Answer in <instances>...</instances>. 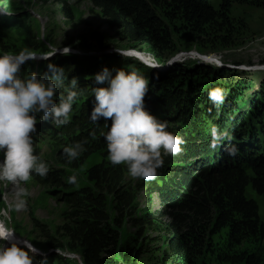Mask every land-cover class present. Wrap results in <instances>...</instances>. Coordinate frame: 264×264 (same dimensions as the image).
Instances as JSON below:
<instances>
[{
  "label": "trees",
  "instance_id": "16d2710c",
  "mask_svg": "<svg viewBox=\"0 0 264 264\" xmlns=\"http://www.w3.org/2000/svg\"><path fill=\"white\" fill-rule=\"evenodd\" d=\"M92 2L100 8L111 26L120 29L130 49L140 50V45H147L153 49V56L159 63L168 59L164 55L165 52L169 53L167 49L174 51L171 26L175 28L177 25H170L171 22L178 21L179 28L198 39L209 35L212 30L215 33L223 31L229 24V2L226 0H221L217 8L210 0ZM252 3L264 5V0H252ZM65 11L68 14L67 8ZM157 11L160 12L159 16ZM13 13L0 15V19H13L26 14ZM23 35L24 46L37 49L29 31H24ZM99 44L100 47H105ZM8 47L9 45L0 43V52H7ZM118 59V55L111 58L100 54L68 57L56 54L39 66L36 61L31 62L25 69L28 71L36 64L34 70L38 71L40 67L38 75L40 71L42 75L47 71L48 63L56 66L63 64L66 86L69 78H78L80 83L85 84L77 87L79 95L76 101L83 98L93 100L92 89L107 85L106 82L97 84L95 74L107 67L115 75V71L123 67ZM133 61L137 62L135 59ZM140 67L139 72L150 82L149 91L144 98L147 110L158 120L166 122L169 132L185 140L183 151L175 156L164 157L165 168L161 169L155 180L147 181L148 193L158 192L161 205L169 208L172 216L163 260L174 264H194L195 258L204 249L212 247V237L226 228L225 247L217 253L218 260L260 264L261 257L257 250L264 238V225L258 215L257 203L245 195V188L251 184L254 191L264 197V85L260 97H255L258 101L250 102L248 106L240 105L239 108L234 100L241 94L233 92L237 88L235 85L231 87L233 91L228 89L224 104L217 108L209 100L208 93L215 87L226 90L221 80H213L217 76L221 78V74L216 75L218 71L226 73L227 69L195 63L192 65L189 62H174L157 70H151L148 66ZM25 69L21 68V71L24 73ZM197 75L200 80L196 78ZM209 77H212L211 81H207V86L203 85L201 82ZM80 106L79 116L71 123H77L79 127L92 126L91 134H96L106 121L101 119L97 122L98 125H94L89 118L90 107H83L82 103ZM245 109L248 112H244ZM212 125L228 132L227 139L215 150L210 148L209 129ZM66 127L67 124L60 126L56 137L60 134L62 136ZM99 137L95 140L97 146H106L104 140L99 141ZM230 144L237 145L239 152L236 156L225 154V148ZM164 170L168 171L167 174L173 172V178L171 176L167 180ZM248 172H252V175L246 174ZM121 173V169L115 166L109 169L93 166L88 172L92 181L108 183L109 192L118 197L115 209L120 215L134 201L131 191L127 193L123 189ZM69 201L74 207L63 224V229L68 234L66 237H69L67 242L74 243V246L69 247L72 250L78 249L85 264H134L132 256H138V251L134 252L131 248L123 251L118 246L119 233L117 227L108 221L107 198L104 195L84 188L74 192ZM120 223L118 221L117 226ZM246 242L254 246L252 251L239 249ZM51 247L62 250L64 246L62 243H52ZM116 254H120V258ZM56 256L61 258L58 254ZM38 258L41 257L35 255L36 261L40 260Z\"/></svg>",
  "mask_w": 264,
  "mask_h": 264
},
{
  "label": "rangeland",
  "instance_id": "374dc122",
  "mask_svg": "<svg viewBox=\"0 0 264 264\" xmlns=\"http://www.w3.org/2000/svg\"><path fill=\"white\" fill-rule=\"evenodd\" d=\"M210 1L216 8L221 2V0ZM226 1L229 2V24L223 31L215 33L212 30L209 35L198 39L179 28L178 21L170 23V25L175 23L177 26H174L175 28L173 25L171 26L174 51L167 49L169 53H164L165 56H168L166 62L169 61L166 65L157 64L158 61L152 53L153 49L147 45H140V50L130 49L126 40L123 39L120 29L110 25V21L102 14L100 8L93 4L92 0H0L1 14H5V12L26 13L24 16L13 19H0V43L9 45L7 53L10 54L28 49L23 42L24 31L28 30L37 47V49H28L30 51L38 54L49 53V45H51V47H58L53 56L61 54L59 49L63 47H70L67 57L75 54H100L112 58V56L118 55V60L122 62L120 63L123 66L121 69L126 71L127 68L139 71L140 65L148 66L151 70L163 69L175 59L180 63L189 62L192 65L195 63V65H206L216 69L225 68L228 71L226 73L218 71L216 75L221 74V78L217 76V79L215 77L213 81L221 80V83L226 86V90H230L236 85L237 88H234V91L231 90L235 94H241L234 100L236 107L239 108L240 105L248 106L250 102L258 101L259 99L257 100L255 97H260L261 88L264 85V5L254 4L252 0ZM66 8L68 14L65 11ZM157 13L159 16L160 12L157 11ZM164 20L168 25V21ZM99 43L105 47H100ZM130 50L139 53L132 57L129 53H135ZM195 53L200 57L195 56ZM201 55L211 57L212 60L209 59V62H205L206 58H202ZM198 57L205 60H199ZM133 59L137 62H134ZM35 61L39 66L41 61L34 59L26 61L25 66L22 65L21 68L25 69L27 65L29 66L31 62ZM36 64H33L28 71L25 69L24 73L39 74L40 67L38 71L34 70ZM58 67L65 69L63 64ZM197 76L196 78L200 80L199 75ZM211 78L200 82L207 86ZM76 80L77 87L85 85L80 83L78 78ZM70 81L69 78L66 83ZM93 102L94 99L88 98L75 102L70 114V122L62 132V136L60 134L56 137L60 127H55L51 120L40 121L36 124L35 149L37 154L49 164L50 170L46 177L33 174L30 180L23 185L31 193L27 198V209L17 211L14 207L11 208L9 211L10 220L6 221L7 226L14 230L13 237L19 241V246L30 243L36 249L35 255L41 257L38 258L40 260H37V264H46L47 262L79 264L80 253L78 249L72 250L69 247L70 245L74 246V243L67 242L69 237H66L68 234L63 229V224L68 220V215L74 207L69 198L74 192L90 188L94 193L107 198L108 221L117 227L120 249L124 251L126 248H131L134 252L138 251V256H132L134 264H174L163 260L162 254L167 249V239L170 236L169 224L172 216L169 212L170 209L161 205L159 193L149 194L147 181L130 177L124 165L110 163L107 147L104 144L97 146L95 141L101 134L99 141L102 142L103 133L107 130L104 125L96 134H91L92 126L79 127L77 123H71L79 116L81 103L83 107H90L92 110ZM243 111L248 112L246 109ZM107 123L110 126L111 121L108 120ZM49 131H54L53 138L50 137ZM85 141L87 142L85 144L87 151L72 164H67L62 155L63 147ZM93 166L107 169L115 166L121 169L123 189L127 193L130 190L134 196L133 204L127 207L122 215L115 209L118 197L109 192L108 183L104 181L96 183L88 177L89 169ZM165 166L164 163L162 168L164 169ZM162 168L158 170L159 173ZM164 173H166V179L171 176L173 178V172L167 174L168 171L164 170ZM246 174L252 175V172ZM70 175L77 177L76 185L67 183V178ZM14 191V186L0 183V210L9 209V206L13 204ZM245 195L257 203L258 215L264 225V197L256 193L251 184L246 186ZM118 221H121L119 226L116 224ZM226 233L227 229L224 228L214 235L211 239L212 247L204 249L195 258L194 264H244L243 262L230 263L218 260L217 253L223 251L225 247ZM49 243H62L64 247L60 250L51 247ZM253 247L252 244L246 242L239 249L250 252ZM257 253L261 257L260 264H264V238ZM116 257L120 258V254H116Z\"/></svg>",
  "mask_w": 264,
  "mask_h": 264
},
{
  "label": "clouds",
  "instance_id": "9594fccd",
  "mask_svg": "<svg viewBox=\"0 0 264 264\" xmlns=\"http://www.w3.org/2000/svg\"><path fill=\"white\" fill-rule=\"evenodd\" d=\"M49 47L48 55L28 49L15 54L0 53V183L10 184L15 189L13 204L9 209L0 210V264H37L36 249L30 243L19 246L9 239L15 232L6 221L10 220L11 208L27 209L31 193L23 185L33 174L46 177L50 170L35 149L36 124L48 120L55 127L68 124L79 95L77 80L73 78L66 86L64 68L53 63L47 64V71L42 75L22 73L21 66L26 61L47 60L58 50V47ZM59 50L67 55L70 47ZM94 79L97 84L106 82L107 86L92 89L94 102L89 118L94 125L102 118L106 121L103 140L110 163L124 165L134 179L155 180L164 165V157L180 154L185 140L169 132L167 123L147 110L144 98L149 91V80L134 68L117 69L112 75L107 67L95 74ZM226 96V90L220 87L208 93L209 100L217 108L224 104ZM209 133L213 150L228 137V132L216 125L210 127ZM86 143L75 142L63 147L62 155L67 164H72L87 151ZM238 152L236 144L225 148L227 156H236ZM67 183L76 185L77 177L68 176ZM6 240L8 246H5ZM79 264H85L82 256Z\"/></svg>",
  "mask_w": 264,
  "mask_h": 264
},
{
  "label": "bare ground",
  "instance_id": "6f19581e",
  "mask_svg": "<svg viewBox=\"0 0 264 264\" xmlns=\"http://www.w3.org/2000/svg\"><path fill=\"white\" fill-rule=\"evenodd\" d=\"M130 52H133V53H135V54H132V53H129V55L130 56H132V57H134V56H136L139 52H135V50H130ZM49 53H45V54H43V55H48ZM196 54V53H195ZM76 55V54H75ZM195 56H199V55H195ZM202 56V58L203 57H205L204 55H201ZM200 57V56H199ZM198 57V59L199 60H205V59H200ZM50 58V57H49ZM206 58V60H205V62H209L210 60H212V59H210L211 57H205ZM210 59V60H209ZM36 60H40L41 62H43V61H45V59H42V58H37ZM150 61V60H149ZM147 62V61H146ZM174 62H178L176 59H175V61H173L172 63H174ZM149 63V62H148ZM172 63H170V64H172ZM169 66V65H168ZM11 241H13V242H16L17 244L19 243V241H17L16 239H13V238H9ZM8 243H9V241H8Z\"/></svg>",
  "mask_w": 264,
  "mask_h": 264
},
{
  "label": "water",
  "instance_id": "95a60500",
  "mask_svg": "<svg viewBox=\"0 0 264 264\" xmlns=\"http://www.w3.org/2000/svg\"><path fill=\"white\" fill-rule=\"evenodd\" d=\"M0 15H1V14H0ZM168 62H169V61H167V62L165 61V62H163V63H159V62H158L157 64H164V65H166ZM157 64H156V65H157ZM158 66L160 67L161 65H158Z\"/></svg>",
  "mask_w": 264,
  "mask_h": 264
}]
</instances>
